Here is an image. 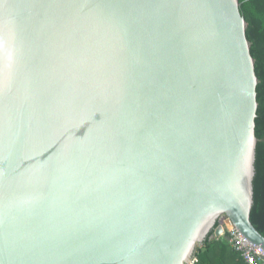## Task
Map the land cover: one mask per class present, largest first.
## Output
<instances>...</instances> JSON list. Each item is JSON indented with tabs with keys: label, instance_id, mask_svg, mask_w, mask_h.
I'll return each mask as SVG.
<instances>
[{
	"label": "water",
	"instance_id": "water-1",
	"mask_svg": "<svg viewBox=\"0 0 264 264\" xmlns=\"http://www.w3.org/2000/svg\"><path fill=\"white\" fill-rule=\"evenodd\" d=\"M247 27L240 0H0V264H190L226 219L264 249Z\"/></svg>",
	"mask_w": 264,
	"mask_h": 264
},
{
	"label": "trees",
	"instance_id": "trees-1",
	"mask_svg": "<svg viewBox=\"0 0 264 264\" xmlns=\"http://www.w3.org/2000/svg\"><path fill=\"white\" fill-rule=\"evenodd\" d=\"M241 12L248 22L247 37L255 58L258 110L256 134L258 136L256 175L254 179V205L251 220L264 235V0H240ZM214 230L206 238L196 254L195 264H245L225 238L212 239Z\"/></svg>",
	"mask_w": 264,
	"mask_h": 264
},
{
	"label": "built area",
	"instance_id": "built-area-1",
	"mask_svg": "<svg viewBox=\"0 0 264 264\" xmlns=\"http://www.w3.org/2000/svg\"><path fill=\"white\" fill-rule=\"evenodd\" d=\"M224 231L223 235L216 237L225 238L231 244L232 248L239 253L240 257L244 260L245 264H263L264 263V249L249 241L242 233L227 219L223 224ZM225 235V236H224ZM226 239V238H225ZM196 257L192 260L190 264H195Z\"/></svg>",
	"mask_w": 264,
	"mask_h": 264
},
{
	"label": "rangeland",
	"instance_id": "rangeland-1",
	"mask_svg": "<svg viewBox=\"0 0 264 264\" xmlns=\"http://www.w3.org/2000/svg\"><path fill=\"white\" fill-rule=\"evenodd\" d=\"M211 238H212V239H215V235H213ZM202 247H203V245H200V246L198 247V250L201 249Z\"/></svg>",
	"mask_w": 264,
	"mask_h": 264
},
{
	"label": "crops",
	"instance_id": "crops-1",
	"mask_svg": "<svg viewBox=\"0 0 264 264\" xmlns=\"http://www.w3.org/2000/svg\"><path fill=\"white\" fill-rule=\"evenodd\" d=\"M216 238V237H215ZM217 239V238H216ZM264 264V263H263Z\"/></svg>",
	"mask_w": 264,
	"mask_h": 264
}]
</instances>
